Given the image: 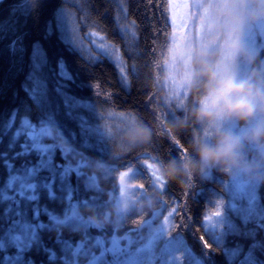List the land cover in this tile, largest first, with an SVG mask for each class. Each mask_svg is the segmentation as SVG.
<instances>
[{
  "label": "trees",
  "instance_id": "trees-1",
  "mask_svg": "<svg viewBox=\"0 0 264 264\" xmlns=\"http://www.w3.org/2000/svg\"><path fill=\"white\" fill-rule=\"evenodd\" d=\"M168 23L167 0L0 2V264H71L73 259L66 251L84 239L74 225H58L48 216V212L61 211L58 198L64 197L65 191L59 192L64 180L59 174L51 179L38 177L36 200H21L17 206L6 197L9 178L34 168L39 160L28 139L15 137L20 120L27 119L35 126L52 121L70 150L65 160L59 159L60 165H85L86 176H96V190L103 191L105 201L110 190L116 192L118 175L137 169L141 159L162 167L170 159L187 155L185 149L193 133L203 130L191 122L181 127L188 113H167L154 92L155 86L159 89L155 74L171 34ZM93 35L119 50L127 78L110 58L90 47L89 36ZM193 97L194 93L189 109ZM133 123L147 126L152 135L129 150L122 136ZM26 144L29 147L24 148ZM145 177V192L158 197L154 211L164 206L181 216L179 223L185 228L182 237L194 252L187 264H264V183L252 209L246 212L240 206L222 215L226 223L216 235L204 222L212 212L208 203L214 199L220 205L225 199L220 185L226 173L212 170L204 182L196 176L186 180L183 188L170 181L164 183L163 190ZM53 178L51 196L49 188L40 184ZM75 183L72 176L65 189H75ZM78 194L89 201L84 204V216L92 215L90 195L81 187ZM105 201L93 204L98 216L110 208L105 209ZM36 206L42 210L39 221L32 219ZM141 211L139 219H145L147 211ZM18 215L21 223L42 226L35 229L33 241L23 252L15 247L3 250L4 238ZM129 218L133 229H138V218ZM17 228L21 230V224ZM87 235L92 238L96 233L88 229ZM197 259L200 261H194Z\"/></svg>",
  "mask_w": 264,
  "mask_h": 264
},
{
  "label": "rangeland",
  "instance_id": "rangeland-1",
  "mask_svg": "<svg viewBox=\"0 0 264 264\" xmlns=\"http://www.w3.org/2000/svg\"><path fill=\"white\" fill-rule=\"evenodd\" d=\"M167 2L168 24L171 34L168 38L165 54L160 60L162 63H159L160 69L155 74V81H157L159 88L157 89L155 86V98L168 109L166 110L167 113L175 114L182 111L184 115H187L186 113L190 110L188 102L191 94L177 87L176 66L172 63V54L185 46H194L203 42L204 25L211 18L216 0H167ZM67 32L69 37L70 32ZM89 38L91 39L90 47L100 55L110 58L120 69V73L125 72V64L118 49L106 44L95 35L89 36ZM243 41L246 49L254 57V61L249 63L243 59L238 60L237 70L241 76H247L256 68H264V20L251 23L245 29ZM63 75L61 74V76ZM191 100L192 106H194L195 98L193 97ZM21 136L28 139L31 150L36 151L39 160H37L34 168L29 167L23 172V174L26 173L25 176L23 174L12 175L9 178L6 197L10 199L11 204L17 206L22 203L21 200L29 203L30 200L33 201L38 198V177L44 175V177L51 179V177L59 174V177L64 179L61 182L59 192L65 191V195L61 199L58 198V207L61 208V211L58 213L57 209L54 212H48V216L58 225H74L75 229L84 236L83 240H79L76 245L71 246L66 251L68 256L73 259L71 264H130L135 261L140 262L139 264H187L186 260L193 257L194 252L189 249L190 247L182 237L185 228L180 225L181 216L175 214L176 210L173 212V209L170 211L171 209L162 206L155 211L152 209L154 213L149 216L148 214L153 211H147L145 219H139L141 210H134L135 214H132V211L125 216L113 214V209L118 200L129 193L134 192L133 199L143 200L145 187L142 180L147 181L145 176L150 178L151 185L163 190L164 182L160 180V171L157 167L159 165L153 160L141 159L137 169L120 173L117 177L116 192L110 190L105 201L103 191L96 190L98 186L96 176H86L85 165H60L59 159L65 160L70 154V150L69 147L65 146V142L60 139V133L52 121L45 120L35 126L29 120L22 119L20 120V128L15 134L16 138ZM27 147H29L27 144L24 145V148ZM139 166L142 169H139ZM58 169L60 172L56 173ZM210 175L211 171L205 176H198V178L204 182L205 178H210ZM226 175V180L222 181L220 185L225 199L223 202L221 201L220 205L214 203V199L208 203L210 206L208 208H211L212 212L206 216L204 222L208 227L207 230L216 235H218V229L221 230L222 224L225 222L224 218L222 221V215L226 212L230 213L240 206L245 207L247 212L259 199L261 183L243 177H233L227 173ZM72 176L77 181L74 184L75 189H65ZM53 182L54 178L50 183L43 180V183L40 184L49 188L51 196L54 195L51 188ZM80 187L85 194L90 195L92 201L93 214L88 213V217H85L83 212H85L84 204H88L89 201L85 200V197L78 196ZM198 190L200 193L202 189ZM94 192L98 195L95 196ZM97 201L102 203L105 201V209L110 206L100 216L98 213L95 214L93 207ZM41 211L38 206L34 208L33 221L41 219ZM218 211L220 214L216 215L215 213ZM164 213L168 214L167 218H160ZM97 216L100 220L99 226L92 223V220ZM129 217L138 218L140 222L138 229H133ZM21 218L22 216L18 215V220L10 225L9 236L4 238L5 242L2 243L3 250H10L15 247L17 252H23L33 241L35 229L42 226L34 225L32 227L29 224L21 223ZM20 224L22 231L17 228ZM88 229L95 232L96 235L91 238L87 235ZM171 235L172 238L170 239L169 236L171 237ZM66 248L68 247L66 246ZM62 258H66V256H62ZM84 258L87 260L83 263L81 261Z\"/></svg>",
  "mask_w": 264,
  "mask_h": 264
},
{
  "label": "clouds",
  "instance_id": "clouds-1",
  "mask_svg": "<svg viewBox=\"0 0 264 264\" xmlns=\"http://www.w3.org/2000/svg\"><path fill=\"white\" fill-rule=\"evenodd\" d=\"M258 20H264V0H216L203 42L173 52L177 87L195 94V104L180 126L191 122L203 131L193 133L185 157L157 166L164 183L176 181L183 188L186 180L212 170L264 183V68L247 76L237 70L238 60L254 61L243 37ZM151 135L147 126L133 123L122 141L134 150ZM133 195L121 197L113 214L151 211L158 201L154 192H145L142 201ZM92 223L99 226V218Z\"/></svg>",
  "mask_w": 264,
  "mask_h": 264
},
{
  "label": "snow or ice",
  "instance_id": "snow-or-ice-1",
  "mask_svg": "<svg viewBox=\"0 0 264 264\" xmlns=\"http://www.w3.org/2000/svg\"><path fill=\"white\" fill-rule=\"evenodd\" d=\"M170 17H171V16H170ZM119 70H120V69L118 68V71H119ZM121 74H122L123 76H125V78H127L126 75H125L123 72H121ZM215 214H216V215H219L220 213H219V211H218V212H216ZM202 239H203V237H202ZM204 243H205L206 247H211V245H208V244H207V241H204Z\"/></svg>",
  "mask_w": 264,
  "mask_h": 264
}]
</instances>
